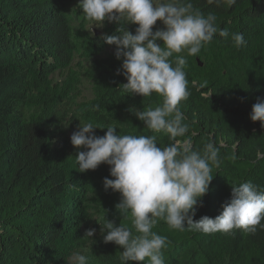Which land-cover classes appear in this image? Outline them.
Wrapping results in <instances>:
<instances>
[{
	"label": "trees",
	"instance_id": "obj_1",
	"mask_svg": "<svg viewBox=\"0 0 264 264\" xmlns=\"http://www.w3.org/2000/svg\"><path fill=\"white\" fill-rule=\"evenodd\" d=\"M72 1L0 0V264H68L72 253L84 250L88 264H120L123 249L103 242L100 224L106 219L131 227V220L115 208L120 194L104 190V178H111L105 164L96 169V182L92 170L79 172L70 137L79 124L92 122L104 128L95 129L98 136L113 126L119 135H155L158 146L169 144L165 133L150 132L134 115L155 108L161 97L123 91L127 80L117 74L122 61L114 54L97 58L112 46L73 26ZM192 3L246 41L237 48L231 36L216 34L196 56L181 53L190 92L179 104L186 136L198 151L213 142L221 160L193 218L199 220L219 215L232 186L251 182L264 190V128L249 118L253 104L264 99V0H236L231 7ZM126 27L134 34L137 25ZM58 72L62 81L54 80ZM82 77L92 83L93 98L79 102ZM91 228L96 233L85 237ZM153 231L167 237L165 264H264L259 227L255 234H204L171 230L160 221Z\"/></svg>",
	"mask_w": 264,
	"mask_h": 264
},
{
	"label": "clouds",
	"instance_id": "obj_2",
	"mask_svg": "<svg viewBox=\"0 0 264 264\" xmlns=\"http://www.w3.org/2000/svg\"><path fill=\"white\" fill-rule=\"evenodd\" d=\"M207 2L228 7L236 4V0ZM77 7L92 28L103 27L105 21L119 25L115 34L101 38L115 46L114 56L122 61L117 74L127 80L122 84L123 91L144 98L153 93L161 97L158 106L137 110L134 115L150 132H163L169 140L160 147L155 135H119L113 126L98 136L95 129L104 128L92 122L79 124L70 137L77 150L79 172L96 170L101 164L109 166L111 178H104V190L120 194L115 208L120 216L131 220V227L106 219L99 223L103 242L123 249L120 264H165L167 237L153 231L160 221L171 230L204 234H231L234 229L255 234L258 227L264 229V190L251 182L232 186L231 196L221 205L219 215L193 219L197 208L203 207L202 198L214 177L212 169L219 168L221 160L213 142L199 151L191 147L186 136L189 125L184 123L186 118L179 108L190 95L184 70L187 56H196L216 34L225 39L231 36L239 48L246 43L243 34L219 28L216 15L205 16L192 0H78ZM157 21L164 27L153 31ZM127 25H137L134 34ZM249 118L264 128V99L253 104ZM95 233L96 229L91 228L84 236L92 238ZM68 264H88V258L74 252Z\"/></svg>",
	"mask_w": 264,
	"mask_h": 264
},
{
	"label": "rangeland",
	"instance_id": "obj_3",
	"mask_svg": "<svg viewBox=\"0 0 264 264\" xmlns=\"http://www.w3.org/2000/svg\"><path fill=\"white\" fill-rule=\"evenodd\" d=\"M78 4V0H73L72 2H70L69 4H67V10L68 12L71 14L72 17V22H73V26L77 29L80 30V28L84 27L86 28V31L89 32L91 35H94L95 33H98L99 35H97L98 37L103 36L106 29L110 28L111 26L115 25L116 23H109L107 21L104 22V26L103 27H96L93 26L92 28V24L88 21L85 20L84 15L82 13V9L77 7ZM163 24L160 21H157L156 24L154 25L155 30L157 28H163ZM160 42V41H158ZM162 43V42H161ZM115 51V46L109 47L107 48L100 56H98L97 58L101 59V58H105L107 56H109L110 54H114ZM96 58H92L89 61L83 62V66L84 67H89L91 65V63L95 60ZM75 70H80V68H78V66H75L74 68ZM64 79V74L61 73H56V75L54 76V80L55 81H62ZM80 90V97L78 99L79 102L82 101H89L93 98V86L92 83L85 79L84 77H82V81L79 87ZM106 169L107 171H109V166L106 165ZM92 172H94V175L92 176V181L96 182V180H98L96 178L97 176V172L96 170H92ZM92 205L94 206L92 209V212L95 214L97 212V214L95 215V218H99V208L100 205L96 202L92 203ZM88 250H84V252H82L81 254L84 255H88Z\"/></svg>",
	"mask_w": 264,
	"mask_h": 264
},
{
	"label": "water",
	"instance_id": "obj_4",
	"mask_svg": "<svg viewBox=\"0 0 264 264\" xmlns=\"http://www.w3.org/2000/svg\"><path fill=\"white\" fill-rule=\"evenodd\" d=\"M95 34H96V36L99 35L98 33H95Z\"/></svg>",
	"mask_w": 264,
	"mask_h": 264
}]
</instances>
